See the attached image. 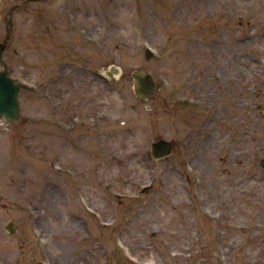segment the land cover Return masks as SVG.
<instances>
[{"label":"rangeland","instance_id":"1","mask_svg":"<svg viewBox=\"0 0 264 264\" xmlns=\"http://www.w3.org/2000/svg\"><path fill=\"white\" fill-rule=\"evenodd\" d=\"M7 35L0 264H264V0H0ZM227 62L235 94L193 103Z\"/></svg>","mask_w":264,"mask_h":264},{"label":"water","instance_id":"2","mask_svg":"<svg viewBox=\"0 0 264 264\" xmlns=\"http://www.w3.org/2000/svg\"><path fill=\"white\" fill-rule=\"evenodd\" d=\"M9 35H7L6 40L0 44V62H2V56L5 51L7 40ZM153 52L151 49L147 48L145 51V57L150 60L153 57ZM119 72V69L112 67L108 71L109 76H113L114 73ZM134 80V92L138 99L145 100L155 96L157 92V82L153 75L144 70L138 69L132 73ZM20 85L10 77L8 70L0 71V125L3 120L8 122L16 121L20 117ZM174 150V144L166 139H160L151 144V156L155 160L165 159L172 155ZM264 167V159L261 161ZM9 233H13L14 226L10 223L7 226Z\"/></svg>","mask_w":264,"mask_h":264},{"label":"flooded vegetation","instance_id":"3","mask_svg":"<svg viewBox=\"0 0 264 264\" xmlns=\"http://www.w3.org/2000/svg\"><path fill=\"white\" fill-rule=\"evenodd\" d=\"M6 69V68H4ZM236 67L232 66L229 62H227L224 66H218V69H214L212 74L204 75V72L198 74V76L188 75L187 84L189 86L191 96L195 97L198 101L193 100V103H197L202 101V99H206L207 94L217 95L218 97H223L222 88L227 84H230V89L225 91V94L228 96H232L235 94V85L238 81L239 71L235 70ZM2 71V70H0ZM211 78L214 81V85L216 86V93H212L211 91H206L205 86L208 79ZM202 98V99H201Z\"/></svg>","mask_w":264,"mask_h":264}]
</instances>
